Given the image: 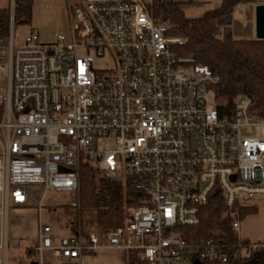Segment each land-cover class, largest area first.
I'll return each instance as SVG.
<instances>
[{"label":"built area","instance_id":"obj_1","mask_svg":"<svg viewBox=\"0 0 264 264\" xmlns=\"http://www.w3.org/2000/svg\"><path fill=\"white\" fill-rule=\"evenodd\" d=\"M154 2L75 0L68 31L43 41L31 29L16 44L12 0L10 33L0 37V264L10 210L42 214L51 193H79L82 164L132 179L139 203L104 239L80 227L54 239L40 216L39 264L46 252L81 264L105 247L136 251L145 264L228 261L220 230L189 242L185 228L215 200L239 233L241 209L264 196V118L244 94L232 114L219 110V77L177 53L185 40L168 35Z\"/></svg>","mask_w":264,"mask_h":264},{"label":"trees","instance_id":"obj_2","mask_svg":"<svg viewBox=\"0 0 264 264\" xmlns=\"http://www.w3.org/2000/svg\"><path fill=\"white\" fill-rule=\"evenodd\" d=\"M255 1L223 0L219 7L199 17H189L184 11V6L191 4V0H155L151 10L157 20L168 26L169 36L185 40L183 45L174 47L179 55L192 56L198 64L209 66L219 77L212 88L221 112L232 114L236 98L244 94L252 98L251 112L264 118V39L256 38L250 18L242 22L234 17L239 4ZM34 2L15 0L14 27L31 23ZM10 18V8L0 10L1 38L9 36ZM80 185L79 193L73 195L79 206H59L67 213L76 214L80 221L73 220L70 228L75 234L81 227L86 239L89 233L83 228V215L93 221L94 231L104 239L108 231L122 225L125 206L139 203L141 195L132 179L112 175L90 164L81 166ZM223 211L220 202L211 200L202 210L201 224L185 228L189 242L215 237L220 230V236L216 238H222L227 244L229 259L226 263L207 260L204 264H264V242L242 238L232 228L231 219L223 216ZM257 212L258 206L245 205L241 209V221ZM36 245L37 242L30 248L34 254H38ZM128 255L129 264H145L136 251H128ZM49 258L45 264H54L52 257Z\"/></svg>","mask_w":264,"mask_h":264},{"label":"crops","instance_id":"obj_3","mask_svg":"<svg viewBox=\"0 0 264 264\" xmlns=\"http://www.w3.org/2000/svg\"><path fill=\"white\" fill-rule=\"evenodd\" d=\"M192 3L184 6L189 17H199L205 12L216 9L223 0H191ZM71 0H35L33 17L29 28L38 32L43 41H52L58 32H66L69 28L68 6ZM12 0H0V10L11 8ZM245 4V18H250L255 31V8L264 4V0H257ZM251 204V203H250ZM258 206V212L247 216L241 221L239 235L255 241L264 242V206ZM51 209V208H50ZM41 214L35 205L13 207L9 213V243L7 264H39V254L30 249L37 242ZM44 220V218H43ZM45 222V221H44ZM54 239L59 236L53 232ZM34 250V248H32ZM52 257L50 252L44 255ZM128 251L117 248H101L95 252L86 253L81 264H129ZM53 263L56 264L52 257ZM49 260V259H48Z\"/></svg>","mask_w":264,"mask_h":264},{"label":"rangeland","instance_id":"obj_4","mask_svg":"<svg viewBox=\"0 0 264 264\" xmlns=\"http://www.w3.org/2000/svg\"><path fill=\"white\" fill-rule=\"evenodd\" d=\"M71 2H75V0H71ZM234 17L235 19H239L242 22H246L245 4L241 6H237L235 8ZM29 31H30V28L28 24H17L14 29L16 44L21 43L22 40L27 36ZM111 146H114V144L112 143ZM112 175L121 176L117 172L112 173ZM73 197L74 196L69 193H57V192H53L48 196V199L46 202H47V205H49V207L45 210L43 218H44L45 223H47L52 228L56 236L62 237V236H69L70 234H73V231L70 228V223L73 220L78 221L79 219H77V216L75 213H67L64 210V208L61 206L56 207L55 205H52V208L50 209L51 204H53L54 202H58L61 205L69 204L73 200ZM250 203L253 205H259L260 207H263L264 206V196H260L253 200H250ZM83 228L86 233H90L91 231L94 230L93 221L89 219L86 215H83ZM46 257L49 258L50 256L46 255Z\"/></svg>","mask_w":264,"mask_h":264},{"label":"water","instance_id":"obj_5","mask_svg":"<svg viewBox=\"0 0 264 264\" xmlns=\"http://www.w3.org/2000/svg\"><path fill=\"white\" fill-rule=\"evenodd\" d=\"M255 31L256 38L264 39V4L258 5L255 8ZM195 264H201L196 262Z\"/></svg>","mask_w":264,"mask_h":264}]
</instances>
